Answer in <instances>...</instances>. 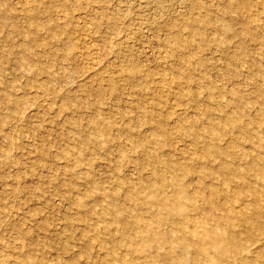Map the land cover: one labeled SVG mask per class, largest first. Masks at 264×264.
I'll list each match as a JSON object with an SVG mask.
<instances>
[{"label":"rangeland","instance_id":"obj_1","mask_svg":"<svg viewBox=\"0 0 264 264\" xmlns=\"http://www.w3.org/2000/svg\"><path fill=\"white\" fill-rule=\"evenodd\" d=\"M263 244L264 0H0V264Z\"/></svg>","mask_w":264,"mask_h":264},{"label":"bare ground","instance_id":"obj_2","mask_svg":"<svg viewBox=\"0 0 264 264\" xmlns=\"http://www.w3.org/2000/svg\"><path fill=\"white\" fill-rule=\"evenodd\" d=\"M248 210V209H247ZM264 245V244H263Z\"/></svg>","mask_w":264,"mask_h":264}]
</instances>
